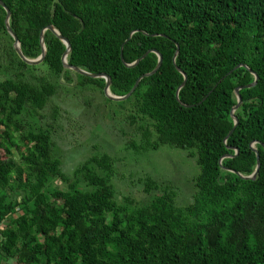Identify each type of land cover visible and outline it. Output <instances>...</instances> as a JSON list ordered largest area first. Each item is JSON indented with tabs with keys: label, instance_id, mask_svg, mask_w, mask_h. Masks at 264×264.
<instances>
[{
	"label": "trees",
	"instance_id": "obj_1",
	"mask_svg": "<svg viewBox=\"0 0 264 264\" xmlns=\"http://www.w3.org/2000/svg\"><path fill=\"white\" fill-rule=\"evenodd\" d=\"M3 1L28 58L41 56V33L54 25L71 42L69 64L110 75L115 95L128 94L159 56L126 63L151 49L164 60L130 98L113 100L106 78L64 66L67 45L52 29L45 59L23 60L0 4V261L264 264V0ZM179 68L188 80L178 99ZM254 72L229 135L235 90ZM70 101L99 120L121 118L135 155L170 145L197 157L192 202L180 205L175 187L151 174L141 180L146 197H120L118 159L96 147L67 172L57 133ZM255 148L261 167L245 179L237 172L253 174Z\"/></svg>",
	"mask_w": 264,
	"mask_h": 264
},
{
	"label": "rangeland",
	"instance_id": "obj_2",
	"mask_svg": "<svg viewBox=\"0 0 264 264\" xmlns=\"http://www.w3.org/2000/svg\"><path fill=\"white\" fill-rule=\"evenodd\" d=\"M66 109L63 129L57 133V152L67 172H72L98 148L95 150L98 153L107 152L118 159L115 181L120 197L130 195L138 200L146 197L141 180L151 174L175 187L180 205L192 202V184L200 166L197 157L189 155L188 150L165 145L153 153L135 155L125 147L127 139L121 129L124 126L121 118L118 117L116 125L101 116L99 120L96 118L100 115L98 112L94 115L78 101H70Z\"/></svg>",
	"mask_w": 264,
	"mask_h": 264
},
{
	"label": "water",
	"instance_id": "obj_3",
	"mask_svg": "<svg viewBox=\"0 0 264 264\" xmlns=\"http://www.w3.org/2000/svg\"><path fill=\"white\" fill-rule=\"evenodd\" d=\"M0 4L7 10V18H6V26H7V29H8V31H9V33L14 37V39H15V43H14V47H15V49L17 50V52L19 53V55L21 56V58L23 59V60H25L26 62H28L29 64H38V63H40V62H42L44 59H45V57H46V55H47V48H46V44H45V40H44V34H45V31H46V29H52L65 43H66V45H67V50H66V52H65V54H64V57H63V61H64V66L66 67V68H70V69H73L74 71H76V72H78V73H81V74H84V75H89V76H92V77H104V78H106L107 79V82H106V87H105V93H106V95L109 97V98H111V99H113V100H117V101H121V100H126V99H128V98H130L131 97V95L133 94V92L137 89V87L139 86V84H140V82H141V80L144 78V77H146V76H150V75H153V74H155L160 68H161V66H162V64H163V60H164V57H163V54L159 51V50H157V49H151V50H149L144 56H142L140 59H138V60H136L134 63H126V65L127 66H129V67H132V66H135V65H137L144 57H146L147 56V54L149 53V52H156L157 54H158V56H159V63H158V65L156 66V68L153 70V71H151V72H149V73H146V74H144V75H142L137 81H136V83H135V85L133 86V88L131 89V91L128 93V94H126V95H124V96H118V95H115V94H113L112 93V91H111V85H112V77L110 76V75H108V74H106V73H101V74H97V73H90V72H88V71H86V70H84V69H82V68H80V67H77V66H74V65H71V64H69V62H68V56H69V54H70V52H71V50H72V46H71V42L66 38V37H64L62 34H61V32L54 26V25H50V26H48L47 28H45L43 31H42V33H41V43H42V46H43V52H42V54H41V56L40 57H38V58H36V59H31V58H28L25 54H24V52L22 51V47H21V42H20V39H19V37L17 36V34L15 33V31H14V29L12 28V26H11V24H10V17H11V10H10V8L7 6V4L3 1V0H0ZM179 47V46H178ZM178 53V52H177ZM177 55V54H176ZM176 55H175V57H174V61L176 60ZM122 56H123V54H122ZM240 66H244V64H242V65H239V66H237L236 67V69L237 68H239ZM179 70L184 74V76H185V80H184V82H183V84L179 87V89H178V91H177V96H178V99H179V95H180V90H181V88L183 87V86H185V84H186V82H187V80H188V75H187V73L184 71V70H182V69H180L179 68ZM234 70H232L230 73H232ZM229 73V74H230ZM254 74H255V81L253 82V83H251V84H248V85H245V86H241V87H238V88H236V90H235V94H236V96H237V98H238V103H237V105L232 109V112H231V114H232V117L234 118V120H235V125H234V128L232 129V131L230 132V134L229 135H231L232 133H233V131L235 130V128L239 125V118L237 117V115H236V110L240 107V105L242 104V102H243V98H242V96H241V94H240V90L241 89H243V88H246V87H253V86H255L256 84H257V82H258V75L254 72ZM184 105H186V104H184ZM186 106H191V105H186ZM229 135H228V137H229ZM255 151H256V153H257V160H258V164H257V167H256V169H255V171L253 172V174H251V175H248V176H246V175H242L241 173H239V172H237L239 175H241L243 178H245V179H252V180H255L256 178H257V176H258V173H259V170H260V167H261V159H260V153H259V151L257 150V148H255ZM234 156V155H233Z\"/></svg>",
	"mask_w": 264,
	"mask_h": 264
},
{
	"label": "crops",
	"instance_id": "obj_4",
	"mask_svg": "<svg viewBox=\"0 0 264 264\" xmlns=\"http://www.w3.org/2000/svg\"><path fill=\"white\" fill-rule=\"evenodd\" d=\"M0 264H19L16 260H4V261H0Z\"/></svg>",
	"mask_w": 264,
	"mask_h": 264
}]
</instances>
